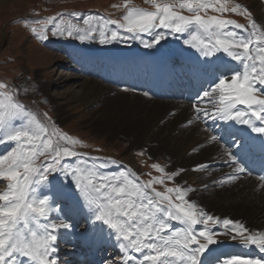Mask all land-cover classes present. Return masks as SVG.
Wrapping results in <instances>:
<instances>
[{"label":"snow or ice","instance_id":"obj_1","mask_svg":"<svg viewBox=\"0 0 264 264\" xmlns=\"http://www.w3.org/2000/svg\"><path fill=\"white\" fill-rule=\"evenodd\" d=\"M146 2L152 10L129 7L131 0H125L123 22L99 17L103 23L93 27L90 22L96 17L83 14L86 16L83 24L88 27L72 24L65 28L57 23L51 35H75L84 41L98 33L99 42L105 44L140 39L148 34L153 39L141 42L145 48H153L169 35L191 33L184 43L195 48L205 58V64L216 65L220 59L217 53L238 62L242 66L238 71L218 65L212 68L213 79L202 95L197 94L193 111L211 133L209 140L225 144L222 155L235 173L226 179L252 175L236 155L248 147V142L237 146V138L229 144L220 134L221 129L212 125L222 121L224 127L235 122L264 135V27L252 19L246 7L240 4L229 7L228 0ZM209 9L216 13H239L248 17L249 24L207 15ZM182 10L190 14L184 15ZM53 20L55 17L49 18L48 23ZM109 24L116 28L106 31L105 25ZM231 27L243 30L246 35L232 31ZM32 31L36 33L37 29ZM37 38L48 39L43 25ZM44 117L51 119L47 113ZM4 143L14 147L0 155V181L7 182L6 189L0 192V264H60L58 240L65 234L62 229L72 228L74 214L83 215L92 225L90 242L115 240L122 264H264V255L228 251L212 255L211 247L228 244L247 250L254 246L258 254H264V231L254 232L240 221L208 214L187 198L193 191L191 188L176 186L157 191L152 185L164 184L163 176L145 183L126 166L120 171H103L109 164L119 165V161L111 158L102 161L99 157L78 153L69 146L78 141L57 129L50 131L48 124L41 122L17 99L15 90L0 83V144ZM261 151L264 152V143ZM76 157L83 159L71 164L66 162ZM152 167L165 172L159 164ZM203 167L206 165L196 166ZM179 174L180 171L172 172L166 178L173 180ZM260 179L264 180V176ZM65 181L74 188L75 194L71 204L60 207ZM53 213L59 215L53 217ZM171 222L183 227L175 229ZM210 222L222 225L223 231H214ZM219 236L227 239H217ZM106 264H117V261L113 258Z\"/></svg>","mask_w":264,"mask_h":264},{"label":"rangeland","instance_id":"obj_2","mask_svg":"<svg viewBox=\"0 0 264 264\" xmlns=\"http://www.w3.org/2000/svg\"><path fill=\"white\" fill-rule=\"evenodd\" d=\"M124 2L125 0H0V83L7 84L9 89L15 90L17 99L30 112L35 114L41 122L48 124L50 131L57 129L60 133L78 141L79 143L75 145H69L78 153H84L88 157H99L101 160L111 158L119 161V165L109 164L106 171H120L126 166L131 168L139 178V174L143 171L142 167L145 169L148 167L150 171H156L157 177H165V183L173 182L176 186L195 190L190 192L191 194L189 193L187 198L194 201L208 214L213 215V207L207 206L203 202L205 196L206 199L208 198L214 203L228 205L233 200L234 195H230V190H218V183H216L214 176L204 174L205 170L202 168L197 169L194 162L189 161L176 166L170 162L178 157L177 154L182 145L175 144V141L169 142V144L165 141L161 145L159 141L164 136L168 140L171 126L169 119L174 118V114L171 116L173 110L162 106L158 112L155 121L161 120V124L163 122L162 128L158 127L161 135H157L154 130L153 132H146L139 139L142 133L141 127L130 131L124 128L120 122L109 124L104 121L105 117L112 116L122 110L119 103L113 102L116 100L118 92L124 91L129 94L128 96L138 92H131L128 87H121V90H119L109 86L105 83L108 77L106 78V76L100 74V68L95 71L99 72L96 73L102 81L96 78L95 72H92V70L89 71L90 75H87L81 66H77V61L83 58L82 53H93L96 61L102 65V61L99 60L105 57V49L101 48H106L108 52L120 51L125 48L123 52L118 54L123 57L125 54L137 55L136 51L131 49L137 46L147 54L148 50L152 48H145L141 41L152 40L153 37L145 34L146 36L142 35L140 39L127 42L117 40L101 44L98 33H93L91 38L84 41L78 40L75 35L73 37L67 35L54 37L51 35V30L57 23L65 28L72 24L78 28L88 27L83 24V20L86 18L83 14H91L96 17L90 22L93 27H98L99 24L103 23L99 17L123 22V16L126 14ZM235 4L246 7L251 12L252 19L264 27V0H228L229 7ZM132 6L152 10L151 5L146 0H131L129 7ZM182 14L189 15L190 13L182 10ZM212 15L231 19L245 26L249 24L248 17L239 13L214 12ZM52 17H55V20L48 23L49 18ZM42 25L47 29V40L37 38ZM33 28L37 29L36 33H33ZM115 28L116 25H105L106 31ZM158 31L164 30L158 29ZM234 32L246 35L241 29L234 28ZM190 35L191 33L169 35L160 42L161 48L156 50L170 52L179 47L181 48V46L189 51L190 49L194 50L195 48L184 43L186 39H190ZM155 47L157 45L153 48ZM79 50L80 54L78 55L77 51ZM179 54L181 55L182 51L178 53V56ZM77 55L78 57H76ZM118 55L110 54L108 59L113 61L119 57ZM222 55L227 58L226 54L222 53ZM92 79L98 81L95 88L88 86ZM107 80L110 84L113 81ZM41 84H44L45 87H42ZM84 86L86 87L84 88ZM102 89H105V95H103ZM125 89L128 90L125 91ZM150 99V102L144 103V107L151 106L157 101L151 97ZM122 102L124 103V101ZM185 105L181 102V106ZM137 107L141 108V105H137ZM208 107H211V105H208ZM177 110L180 111V108ZM44 113H47V117L51 119H46ZM126 113L122 116H126ZM142 115L144 116L145 112ZM194 115L196 116L195 113ZM124 119L125 117L121 120ZM183 123L188 122L185 120ZM201 124L203 125L202 122ZM171 131L178 134L180 130ZM12 147L14 145L11 144L8 149H1L0 155L8 152ZM188 155L193 156L192 152ZM41 160H43V157H41ZM66 162L69 163L70 159L68 158ZM154 164H159L160 167L165 169V172L157 171L152 167ZM176 171H180V174L173 180L166 178L168 174ZM149 176L150 174L147 173L143 177L141 175L146 180ZM139 181L143 182L141 179ZM64 183V190H66L70 183L68 185L67 181ZM6 186L7 182L0 181V192L4 191ZM152 187L157 191H159L158 189L161 192L165 191L164 185L159 187L158 184H155ZM72 190L74 192V189ZM196 192L198 193L196 194ZM60 203L63 202L60 201ZM59 206L62 205L59 204ZM53 214L59 215L58 213ZM221 218L233 219L228 213ZM209 226L214 231H223L222 225H212L210 222ZM197 227L201 228L202 226ZM216 238L220 240L227 239L223 236Z\"/></svg>","mask_w":264,"mask_h":264},{"label":"bare ground","instance_id":"obj_3","mask_svg":"<svg viewBox=\"0 0 264 264\" xmlns=\"http://www.w3.org/2000/svg\"><path fill=\"white\" fill-rule=\"evenodd\" d=\"M134 51V50H133ZM132 52V51H131ZM129 55V54H127ZM180 55V54H179ZM183 55V53L181 54ZM116 58V57H115ZM121 58V59H119ZM124 58V59H123ZM130 58V60H129ZM139 60V63H136L135 61ZM82 66L85 68L86 71L97 72L96 69L100 68V74H103V76H106L107 79L113 80L112 82L116 81L119 82V84H134V86L137 87H143V85H151L153 88H155L157 85L153 86L152 79L159 78L156 75L151 76L149 73L150 70H148L149 65H147V58L143 55L139 54H133V56H127L122 57L119 56L113 61L110 59H106V57L101 58L99 61H102V65L98 63L95 59V56L93 53L86 54V56H83L81 60H79ZM175 63L180 64L181 70H183L185 73H187L186 65H184V60L180 57L175 58ZM163 63V62H162ZM139 64L142 66L140 67ZM173 64H171L172 66ZM105 66V67H104ZM164 67L168 66V61H165ZM189 72V70H188ZM212 71H210L211 73ZM99 73V72H97ZM172 73V72H170ZM184 73V74H185ZM186 75V74H185ZM190 76L186 75L181 80L183 88H186V90L189 92V97L192 99H196L198 93H202L200 88L196 89L197 87V80L196 78H193V75ZM201 75L208 79H213V77L208 73H202ZM196 77V74H195ZM193 78V79H192ZM181 79V78H180ZM98 84V81L95 79L90 80L88 83L89 87H96ZM136 84V85H135ZM42 87H45V85L41 84ZM86 86H84L85 88ZM192 89V90H191ZM142 91V89H139ZM103 95H105V89L101 90ZM176 95H179L178 90L175 89ZM170 93V92H169ZM128 93H125L124 91L118 92L116 95L117 98L113 102H117L120 105L121 112L115 113L112 116L105 117L104 121L111 124H116L117 122H120L124 126V128L128 130H135L138 127H141L142 133L140 134V137H143V134L146 132H153L155 130V133L157 135H161V131H159V128H162L163 122L161 124V120L155 121L156 117L158 116L159 110L163 107L171 108L173 110V113H171V116L173 115V119H169L171 122L170 131L168 135V140L164 137L161 138L159 143L161 142V145L166 141L168 144L169 142L175 141V144H181L182 147L180 148L179 153L177 154L178 157L174 159L173 161H170L174 166L185 164L189 161L194 162V166L198 165H206V167H203L202 169L205 170L204 174H210L211 176H214V179L216 180V183H218V190L226 189L230 190V195L233 196V200L229 202L228 205L226 204H218L212 202L210 199L203 200L204 204L207 206L213 207L214 210L212 212L213 215H215L218 218L223 217L228 213L230 217L233 218V220L242 222L247 228L251 229L254 232L257 231H264V184L260 181L259 178L254 177L253 175L248 174H241L239 179L237 180H227L226 177L235 175L234 168L230 167L226 163V157L222 155V150L225 147V144L223 141H221L219 144L213 141L209 140V136L211 135L210 132L206 130L205 124L203 119L199 120L194 115L193 111V102H182L186 104L185 106H181V102H175L172 100L169 101H156L151 106H143L144 103L150 102L151 99L149 95H145L144 93H133V95L128 96ZM186 95V96H188ZM186 100V99H185ZM124 101V103L122 102ZM137 105H141L140 107H137ZM204 106V105H203ZM202 106V107H203ZM180 108V111L177 109ZM113 111V110H112ZM127 112V113H126ZM145 112V115L143 116L142 113ZM126 113V116H122V114ZM125 119L122 121L121 119ZM189 120L192 121L191 124L189 123H183V121ZM200 122H203V125H201ZM166 123V122H165ZM209 125L212 124L211 121L208 122ZM257 126H261L259 121H256ZM225 122H217V124L212 125L215 128H220L221 132L220 134L223 135L224 139L231 144L232 140H236L237 138V146L241 145L243 142H248V147L243 148L241 151H237L236 155L239 158V156L246 153L248 150L252 154H255L256 152L258 155H261L263 152L261 151V145L264 143V138L262 139H255V135L257 133H254V135L251 137V129L248 125H243L235 122H230L228 126H224ZM171 130H180L178 134L172 133ZM164 135V134H163ZM176 145V146H177ZM3 146L9 147V143H4ZM167 146V144H166ZM176 149V148H175ZM192 152L193 156H189L188 154ZM195 152V154H193ZM174 153V152H173ZM174 158V157H173ZM78 159L82 158H76L73 159L71 163H74ZM70 163V164H71ZM196 163V164H195ZM200 169V168H199ZM212 179V178H211ZM210 179V180H211ZM213 183V182H212ZM215 185V184H214ZM215 188V187H214ZM217 189V188H216ZM72 191V192H71ZM212 192V191H211ZM74 195L72 189L69 190V192L65 193V195L61 198L64 201L66 200L68 204H71L72 201L68 200L66 195ZM62 207V206H61ZM56 215L53 214V217ZM78 218H83V223H85L86 227L80 231L76 230V222L75 220ZM75 219V220H74ZM72 228L70 230H61L62 233H65L61 236V238L58 240L59 244V251L57 255H61L59 257L60 264H79L78 262V256L83 252V249H86L88 247H91L90 257L93 252L98 251L100 247H103L100 255L101 258L104 260V264H106L107 261H110L113 259V252H117L120 249L116 246L115 240H108L106 242H90L89 237L92 233V225L84 218L83 215H73L72 220ZM172 227L175 229L181 228V224H176L174 222H171ZM235 243V242H234ZM226 249V250H223ZM227 249L231 250V252H247L248 255L251 254L250 249H247L244 251L241 248H235L233 245H223L219 247L216 252L218 251H228ZM253 249L256 254H258V251L254 248ZM63 253H60L62 252ZM121 257V253H118ZM256 254H253L252 256H256ZM264 255V254H259ZM90 257L87 258V261L84 264H88ZM117 261V258H115ZM117 264H122L118 263Z\"/></svg>","mask_w":264,"mask_h":264}]
</instances>
